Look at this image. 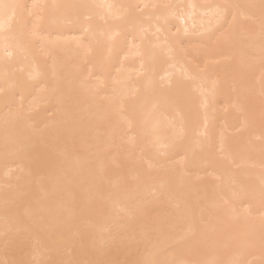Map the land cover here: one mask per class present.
Masks as SVG:
<instances>
[{"label": "bare ground", "instance_id": "1", "mask_svg": "<svg viewBox=\"0 0 264 264\" xmlns=\"http://www.w3.org/2000/svg\"><path fill=\"white\" fill-rule=\"evenodd\" d=\"M0 264H264V0H0Z\"/></svg>", "mask_w": 264, "mask_h": 264}]
</instances>
